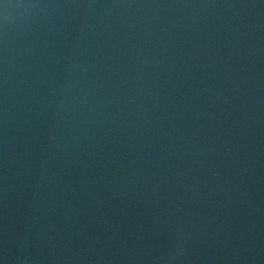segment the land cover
I'll return each instance as SVG.
<instances>
[{"label": "water", "instance_id": "obj_1", "mask_svg": "<svg viewBox=\"0 0 264 264\" xmlns=\"http://www.w3.org/2000/svg\"><path fill=\"white\" fill-rule=\"evenodd\" d=\"M0 264H264V0H0Z\"/></svg>", "mask_w": 264, "mask_h": 264}]
</instances>
